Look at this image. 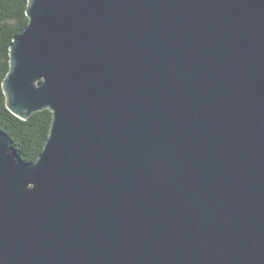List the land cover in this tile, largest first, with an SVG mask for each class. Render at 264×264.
Returning a JSON list of instances; mask_svg holds the SVG:
<instances>
[{"label": "water", "instance_id": "1", "mask_svg": "<svg viewBox=\"0 0 264 264\" xmlns=\"http://www.w3.org/2000/svg\"><path fill=\"white\" fill-rule=\"evenodd\" d=\"M2 81L0 264H264V0H28Z\"/></svg>", "mask_w": 264, "mask_h": 264}, {"label": "trees", "instance_id": "2", "mask_svg": "<svg viewBox=\"0 0 264 264\" xmlns=\"http://www.w3.org/2000/svg\"><path fill=\"white\" fill-rule=\"evenodd\" d=\"M28 0H0V129L11 139V145L24 162L34 161L48 136L52 113L43 109L27 119L13 115L6 107L2 81L9 66V45L28 22L25 9Z\"/></svg>", "mask_w": 264, "mask_h": 264}]
</instances>
